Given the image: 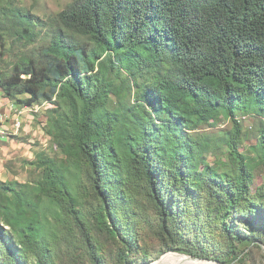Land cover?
<instances>
[{
    "label": "trees",
    "instance_id": "obj_1",
    "mask_svg": "<svg viewBox=\"0 0 264 264\" xmlns=\"http://www.w3.org/2000/svg\"><path fill=\"white\" fill-rule=\"evenodd\" d=\"M6 36L37 47L0 68V92L52 106L43 128L66 162L40 153L36 184L0 181V264H57L66 231L105 264L80 209L87 182L120 264L264 259V0H74L45 25L3 6L2 49ZM243 118L253 156L239 151ZM223 122L219 137L202 132ZM144 202L166 249H142Z\"/></svg>",
    "mask_w": 264,
    "mask_h": 264
},
{
    "label": "rangeland",
    "instance_id": "obj_2",
    "mask_svg": "<svg viewBox=\"0 0 264 264\" xmlns=\"http://www.w3.org/2000/svg\"><path fill=\"white\" fill-rule=\"evenodd\" d=\"M73 2L74 0H0V7L6 6L9 9L16 8L23 10L29 14V17H35L39 21V24L45 25L47 21L56 18ZM5 40L7 41L8 48L2 49L1 42L4 40L0 39V68L8 72L12 70V66L16 60L24 54L31 53L37 47L36 45L32 46L22 42L17 36H6ZM26 97L28 96H23L22 98L25 99ZM50 107L52 108L47 103L33 106H16V104L5 97L3 92H0V181L36 184L41 179L42 172L30 163L36 162L40 153H46V155L58 161L66 162L61 151L52 145L51 138L43 128L47 120V111ZM11 109L12 112H10ZM16 117L17 121H22L21 129L18 126H13ZM243 120L244 137L239 151L240 153L253 156V154L248 153V150L256 143L253 134L254 120L251 118H243ZM230 129L231 124L223 122L216 125V127H205L202 132L212 137H219L223 131H229ZM2 137L8 138L6 143H3L1 140ZM222 158V150L208 155V161L211 164L216 163ZM27 166L31 168H27ZM254 176L256 181L260 182L264 177V170L258 168ZM86 185L87 189L82 188V190H79L80 209L88 219L95 249H100L105 259V264H120L117 260V251L120 243L117 238H114L107 231H101L96 228L92 215L97 209V202L93 198L89 183L87 182ZM144 204V217L148 225L141 223L138 226L142 249H166V242L159 238L158 231L155 229V213L150 205L146 202ZM90 213L92 214L90 215ZM66 233L69 235V240L66 237L67 241L65 240V242L58 246L57 256L55 257L57 264H92L83 250L86 248L79 236L76 233L72 235L67 231ZM171 253L178 254V252L174 251H168L165 254H153L149 264H153L161 259L162 256ZM136 255V258L140 257L139 254ZM257 261L258 264H264L261 254H259ZM203 264L207 263L204 261Z\"/></svg>",
    "mask_w": 264,
    "mask_h": 264
},
{
    "label": "bare ground",
    "instance_id": "obj_3",
    "mask_svg": "<svg viewBox=\"0 0 264 264\" xmlns=\"http://www.w3.org/2000/svg\"><path fill=\"white\" fill-rule=\"evenodd\" d=\"M21 114V113H20ZM20 129V126H18ZM204 261H193L176 253L167 254L164 257L165 264H203ZM207 263V262H206ZM209 264V263H207Z\"/></svg>",
    "mask_w": 264,
    "mask_h": 264
},
{
    "label": "water",
    "instance_id": "obj_4",
    "mask_svg": "<svg viewBox=\"0 0 264 264\" xmlns=\"http://www.w3.org/2000/svg\"><path fill=\"white\" fill-rule=\"evenodd\" d=\"M176 254H177V253H176ZM178 254H179V253H178ZM179 255H182V256H184V257H187L188 259H191V260H193V261H205V262H207V263H209V264H221V263H218L217 261H213V260L194 258V257H192V256H188V255H184V254H179ZM164 257H165V255L162 256L161 259H159L157 262H155V263H153V264H165V263H164Z\"/></svg>",
    "mask_w": 264,
    "mask_h": 264
},
{
    "label": "built area",
    "instance_id": "obj_5",
    "mask_svg": "<svg viewBox=\"0 0 264 264\" xmlns=\"http://www.w3.org/2000/svg\"><path fill=\"white\" fill-rule=\"evenodd\" d=\"M13 126H20V129H21L22 128V121H17V117H16Z\"/></svg>",
    "mask_w": 264,
    "mask_h": 264
},
{
    "label": "crops",
    "instance_id": "obj_6",
    "mask_svg": "<svg viewBox=\"0 0 264 264\" xmlns=\"http://www.w3.org/2000/svg\"><path fill=\"white\" fill-rule=\"evenodd\" d=\"M17 106V105H16ZM10 112H12V109L10 110ZM15 135V134H13ZM7 139L6 137H2L1 140L3 141V143H6L7 142ZM6 148V147H5ZM8 150H10L9 148H7ZM14 155V154H13ZM27 168H31L30 166H27Z\"/></svg>",
    "mask_w": 264,
    "mask_h": 264
}]
</instances>
